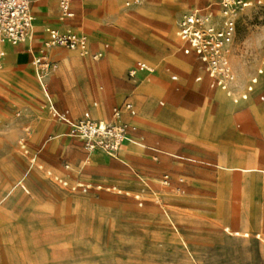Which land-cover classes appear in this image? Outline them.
<instances>
[{"label": "rangeland", "instance_id": "rangeland-1", "mask_svg": "<svg viewBox=\"0 0 264 264\" xmlns=\"http://www.w3.org/2000/svg\"><path fill=\"white\" fill-rule=\"evenodd\" d=\"M209 1L81 0L69 17L86 49L43 44L29 86L1 62L0 264H264V72L237 103L194 80L175 22ZM263 53L264 7L249 6L231 45L234 93ZM138 58L158 75L134 89ZM125 97L136 128L113 155L88 150L50 112L75 121L96 102L92 117L107 123Z\"/></svg>", "mask_w": 264, "mask_h": 264}, {"label": "built area", "instance_id": "built-area-1", "mask_svg": "<svg viewBox=\"0 0 264 264\" xmlns=\"http://www.w3.org/2000/svg\"><path fill=\"white\" fill-rule=\"evenodd\" d=\"M71 0H58L62 17L72 15ZM140 0H125V6L138 3ZM31 0H0V64L5 55L4 45L17 44L33 35V15L30 9ZM249 6L264 7V1L256 0H211L202 6L187 9L177 21V35L183 43L184 54L193 53L200 61L210 78V86L216 87L230 96L233 102L247 99L264 69V53L256 74L251 77L243 93L234 94L231 85L235 72L231 64V45L235 38L237 23L243 11ZM45 46H66L71 49H86V37L73 31H60L53 27L46 28ZM154 70L147 62L137 60L128 70L129 77L135 78L140 72ZM174 79L175 76H172ZM199 79V77L197 78ZM263 96H261V99ZM130 115L136 111L130 102L123 105ZM52 116L69 124L71 133L77 135L88 150H103L116 154L122 144L132 139L130 132L136 126L121 119V107H114L112 119L101 125L86 110L82 117L72 120L68 110H59L50 105Z\"/></svg>", "mask_w": 264, "mask_h": 264}, {"label": "crops", "instance_id": "crops-1", "mask_svg": "<svg viewBox=\"0 0 264 264\" xmlns=\"http://www.w3.org/2000/svg\"><path fill=\"white\" fill-rule=\"evenodd\" d=\"M124 2H125V0H124ZM70 3H72V7H71L72 12L77 15L80 12L79 4L81 3V0H71ZM148 5H149V3L146 4L145 6H148ZM148 7H150V6H148ZM192 7H194V6H192ZM143 8H144V6L141 8V10ZM30 9H31V13L33 15V35H32V37L27 39L26 41L21 42V43L4 45L5 55L2 57V61L5 62L6 64L10 65L12 72H15L16 81L20 84H24L27 86L33 84L32 64H33V61L36 58V56H39L43 42L47 38V33H46L47 27H53V28H56L60 31H73V32L82 34L79 31L73 29L74 28L73 25L75 24L74 18L61 16V11H60L59 4H58L57 0H31ZM179 18L180 17H178V19ZM178 19L175 22L176 35H177V21H178ZM182 48H183V43H182ZM56 52H57L56 49L50 50L51 54H54ZM190 54L193 56L194 68L197 70V74L194 76V80L195 81H201V80L207 78V85L210 89H213L215 91V94L217 93V91H221V92L225 93L224 91H222L216 87L210 86V78L207 75V73L204 71L200 61L195 57V55L193 53H190ZM110 58H112L111 55H109V57H108L110 70L113 72L118 71L121 67L120 68L117 67L115 69L110 62ZM122 58H125L126 61H124V62L127 63L129 61V59L131 58V56L127 55V54H123ZM137 60H143L150 65V63L146 59L138 58V59L134 60V62L130 65V67ZM150 66L152 67V65H150ZM129 68L127 69V76L133 82V85L135 87L134 89H136L138 87V85H140L141 82H142V85L144 87H146V85H148V83L145 81V79H146L145 76L150 78L152 76L158 75V71L154 68V70L152 72H140L136 75L135 78H132V77H129V75H128ZM169 69H170L169 67L165 68L166 71H168ZM180 72L184 73L183 71H180ZM263 72H264V69H263ZM263 72L261 74H263ZM261 74L258 75V80L254 84L252 91L254 90L255 86L259 83V77ZM172 76H175L174 79H177V74H171L170 75V78L172 80H174L172 78ZM198 77H199V79H197ZM38 81L41 85V81L39 80V78H38ZM247 84H246V86H247ZM246 86L242 92L234 93V94L238 95L240 93H243L246 89ZM41 87L45 91V88L42 85H41ZM252 91L248 92V95ZM261 96H263L262 99H261ZM258 97L260 100L264 99V95L262 93H258ZM247 99H248V97H247ZM247 99H241L238 102L244 101ZM125 102H130L136 111L135 106L133 105L132 101L130 99H128V97H125L119 105H115L112 107V110L114 107H121V119L124 121H126L125 120V113L131 117H134L137 113L136 112L135 115H130V113L127 110H125L123 107ZM232 102H233V100H232ZM233 103H235V102H233ZM95 106H96V102H93L92 112H91V110L90 111L88 110V111L91 113V115L94 114L96 117H99V112H100L99 108H96ZM227 110L223 109L224 112H226ZM111 119H112V111H111ZM131 121H132V119H131ZM261 131H262L263 136H264V128H261ZM229 151H230V153H232L230 158L233 160L244 154L243 153L244 151L241 152V150H229ZM236 154H238V155H236ZM248 155H249V153H248ZM234 165H235L234 168H240L241 169L243 167V166L236 164V163H234ZM260 165H264V164L262 163ZM245 236H247V235H245Z\"/></svg>", "mask_w": 264, "mask_h": 264}, {"label": "bare ground", "instance_id": "bare-ground-1", "mask_svg": "<svg viewBox=\"0 0 264 264\" xmlns=\"http://www.w3.org/2000/svg\"><path fill=\"white\" fill-rule=\"evenodd\" d=\"M39 60H40V57L38 56V58H37V59L35 58L33 62H36V63H37ZM125 61H126V60H125ZM121 62H122V63H121V67H122V64H123V66H124V64H126V62H124V60L121 61ZM37 75H38L37 77L39 78V80L41 79V85L45 88V84H44V82H42V77L40 76V74H37ZM39 85H40V84H39ZM41 85H40V86H41ZM99 111H100V112H99V116H102V111H101L100 109H99ZM149 120H150V119H149ZM99 122H100L101 125H104V124H105V122H102V121H99ZM230 167H235V165H234V164H231ZM256 167H257V165H256ZM259 167H260V166H259ZM251 168L254 169L255 167H251ZM260 169H263V170H264V168H260Z\"/></svg>", "mask_w": 264, "mask_h": 264}]
</instances>
